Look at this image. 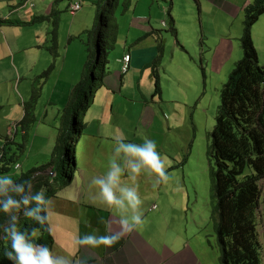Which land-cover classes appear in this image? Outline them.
<instances>
[{
    "label": "rangeland",
    "instance_id": "374dc122",
    "mask_svg": "<svg viewBox=\"0 0 264 264\" xmlns=\"http://www.w3.org/2000/svg\"><path fill=\"white\" fill-rule=\"evenodd\" d=\"M69 1L53 0L54 8H59L58 17L60 15L61 21L58 22V26L61 35L63 33L65 35L68 34L71 21L74 19L72 12L67 8ZM136 1L118 0L117 2L110 23L114 21L119 26L120 35L117 39V44L114 42V48L111 38H108V59L111 58L114 50H116L114 54L116 52L123 53L125 47L122 41L129 29L128 20L135 11ZM229 1L232 2V0ZM4 2L6 4V0ZM33 2L37 3L38 0H28L31 5H33ZM190 5L191 14L187 17L191 22L185 21L182 27L181 23H177L179 27L177 38L184 45V50L181 52L177 51V57L175 58L181 60L184 65L183 71L186 73L182 77L183 83L178 84L175 76H168L166 81L162 79V107L159 108L157 106L155 109L156 116H161L165 124L162 131L159 129L155 115L152 117L150 126L146 128V131L141 129L139 124L143 122L141 120L139 122V117L136 113L138 111L132 108L130 102L129 104L119 102L120 104L113 111H100L101 107L98 104L97 95L94 103H91L92 110L85 111L83 120L87 123L89 122V125L100 123L101 131L96 135L84 132L82 137L77 139L76 132L72 129L70 132L72 138L71 146H73L72 149L76 148L79 166L83 167L85 157L92 155L94 157L92 163L103 173H106L109 168V161L112 157L116 138H123L125 142L136 144H142L144 139L147 138L155 142L158 153H161V147H163V151L168 152L173 158L171 159L173 166L168 167L169 175L173 177V180L171 183L169 182V185L168 182L163 184L164 186L168 185L170 190L165 193L162 202H159L163 192L160 198L157 193L161 185L154 188L147 176L141 175L138 177L135 184L138 187L142 201L141 211L143 212L145 225L141 232L140 230L137 231L147 236L155 247H159L162 243L174 248L182 247L183 245L187 246L196 258V264H221L211 214L214 200L211 194L212 181L208 162L209 132L215 124V116L220 102L219 90L227 81L235 62L242 57V49L238 39L242 33L243 14L231 20L224 12L213 8L209 3L203 5L201 14L197 3L195 4L194 2V7L192 4ZM95 7L96 4L94 3L82 5L83 15L76 16L72 26L74 28L79 27L82 20L87 18L84 25L85 29L80 35L76 34L77 36L71 38L69 41L70 45L84 46L85 43V46H87V40L90 35L89 30L94 21ZM4 9L6 10V7ZM4 9L0 8V11ZM138 11L139 9L135 12ZM162 15L161 32L163 36H166L164 41L165 51L166 55L170 57L171 49L175 48V34L170 28L171 23H169L167 14L162 13ZM259 17L260 19L252 26L255 32L252 39L255 42L254 45L258 52L259 62L263 64L264 13ZM165 20H168V24L165 23ZM112 25L109 30L110 34ZM220 37L230 41L232 47L229 52L220 51L216 53L217 59H213L214 46ZM60 39L61 37L59 36L57 38L58 44ZM67 43L66 37L62 44L66 45ZM71 55L74 56L73 46L70 48L68 57H71ZM201 64L204 67L205 76L201 70ZM165 65L166 63L163 60L161 66L164 67ZM100 71L101 69L99 68L98 76H100ZM124 81L123 93L116 94V100L119 98L124 100L131 98L129 90L132 79H130L129 75H126L124 76ZM15 85L17 84H13V87L6 85L7 96L11 101H13L12 98L15 95L20 98ZM127 87H129V90H127ZM20 89H22L21 85L19 86ZM38 102V106L43 108L46 100L39 98ZM12 105L6 106L8 111H0V153L5 141L12 140L5 147H7L9 152H15L16 161L20 165L18 169H15L13 167L14 163H12L10 172L3 175L10 177L17 176L21 171H26L33 166H39L51 160L66 111V109H62L63 105H60L61 108L58 106L59 111H51L52 105L49 106V111H34L32 109L33 121L25 125V134H23L20 125L16 126L14 121L22 118L24 108L23 111H9L8 107ZM160 141L163 142L161 146ZM21 143L25 145L22 149L20 147ZM56 162L59 163L57 159L53 160L55 167H57ZM65 166V163L63 166L60 165L57 168L56 176L54 173L51 176L56 177L58 180L62 178L63 167ZM54 169L56 170V168ZM48 171L49 168L47 167L41 173L47 174ZM123 178L127 179L126 183H132L128 179L127 174ZM77 182H79V177H77ZM153 203L155 204V209H149ZM162 211L165 212L164 217L160 216ZM259 232L262 245L261 261L264 264L263 215H261Z\"/></svg>",
    "mask_w": 264,
    "mask_h": 264
},
{
    "label": "crops",
    "instance_id": "0c3cea01",
    "mask_svg": "<svg viewBox=\"0 0 264 264\" xmlns=\"http://www.w3.org/2000/svg\"><path fill=\"white\" fill-rule=\"evenodd\" d=\"M34 1V0H33ZM99 0H70L67 8L70 10V5L73 3H80V8L71 14L73 21H71L68 29V34H60L58 22L61 17L57 16L55 25L56 46L55 49L50 50L53 25L49 20H40L31 22V19L37 16H45L50 14L54 8L53 0H38L33 5L28 3V0H0V8L6 10L0 11V20L3 22L0 25V111H23L24 102L30 101L32 95L37 92L34 111H49V106L52 105L51 111H59L60 105L62 109L68 107V103L76 92L77 86L82 81L83 71L86 63L91 57L92 39L91 34L87 40V46L70 45L71 38L80 35L85 29L86 19L82 20L79 27H73L72 24L76 16L83 15L82 5L86 3L96 4ZM251 0H137L135 11L129 17V29L122 41L124 45L123 53L116 52L111 54L108 59L106 53V62L103 66L102 84L95 90L92 102L88 105L86 111H91V103H94L98 95L100 104V111H113L117 106L122 104H131L138 112L139 122L141 120L140 128L145 129L150 126L152 117L155 115L157 106L162 107L163 101V87L162 79L167 80L168 76H175L178 84L183 83L182 77L186 72L183 71L184 65L181 60L176 59L177 51L184 50V45L179 42V27L185 21L191 22L188 15L191 14V5L194 7L197 3L199 12L203 11V5L209 3L213 8L225 13V15L234 20L243 14V9L250 3ZM182 5V6H181ZM57 6V5H56ZM163 11V12H162ZM167 14L171 27H175L174 46L170 51V57L166 55L164 41L166 36L161 32L163 15ZM59 14V13H58ZM96 15V7H95ZM94 15V20H95ZM263 15V13H262ZM260 15V16H262ZM260 17L258 18V20ZM264 22V19H263ZM94 23V21H93ZM92 23V25H93ZM168 24V20H165ZM203 25V22H202ZM166 26V25H165ZM57 27V28H56ZM92 27V26H91ZM74 29V30H73ZM197 29V28H196ZM58 30V31H57ZM88 30V29H87ZM196 31V30H195ZM240 33V32H239ZM252 37L255 35L251 29ZM119 26L115 31V43L119 38ZM61 37L58 44V37ZM67 37L68 43L63 45ZM161 42L163 49L159 53L158 44ZM114 43V44H115ZM255 44V42L253 41ZM113 44V48L115 45ZM117 44V43H116ZM119 44V43H118ZM231 45V46H230ZM73 46L74 57H68L70 48ZM232 47L230 41L224 37H220L214 46L213 59H217L216 53L220 51L229 52ZM125 53L130 54L128 69L121 72L122 57ZM74 57V58H73ZM159 57V59H158ZM73 58V59H72ZM68 59V61H67ZM259 59V58H258ZM157 63V70L160 75V93L156 94L153 84V68L154 62ZM164 60L166 65L161 66ZM111 64V67H110ZM169 64V65H168ZM264 64V63H263ZM105 71V72H104ZM119 73H121L119 75ZM130 76L129 95L131 98L117 99L116 94H122L125 81L124 76ZM205 76V71H204ZM15 85L16 91L20 98L15 95L11 99L7 96L6 85ZM167 84V83H166ZM22 89L19 90V86ZM158 95V97H157ZM46 100L44 107L38 106L39 98ZM120 102V103H119ZM55 105H57L55 107ZM121 110V108H120ZM119 110V111H120ZM68 111V110H66ZM20 118L16 121L17 123ZM100 123L90 124L86 122V126L82 134L89 133L96 135L101 131ZM157 124L160 131L165 124L161 116L157 117ZM63 125V124H62ZM168 127V125H167ZM79 135L77 139L82 137ZM59 137V136H58ZM160 146L162 141L159 142ZM74 149V173L70 184L57 188L55 193L49 197L50 210L47 213V221L50 227V232L54 243L51 249L54 255L67 256L72 264H196V258L190 252L187 246L183 245L176 248L167 246L162 243L159 247H155L147 236H144L138 231L121 238L112 247L100 246L91 248L87 246H78V237H83L85 234L108 235L111 231L116 229L117 217L114 213L103 206L98 205L93 196L98 191L96 186L92 184L93 178L104 175L105 173L99 171L92 163L93 156L85 157L84 166H79L78 155L76 148ZM161 156L166 159L167 172L168 167H172L171 155L163 151L161 147ZM92 152V151H91ZM52 157V156H51ZM50 161V160H49ZM48 163V162H46ZM45 164V162H44ZM42 165V164H41ZM79 166V167H78ZM50 170L54 168V164L48 166ZM78 170V171H77ZM44 171V170H43ZM77 171V172H76ZM78 173V174H77ZM51 175H54L51 173ZM77 177L79 182L76 183ZM169 182L173 177L169 175ZM122 183H126L127 179L121 177ZM168 185L161 184L157 193L160 198L159 202L163 200L165 193L170 190ZM152 206V207H151ZM149 207L155 209L153 203ZM161 217L165 216V212H161Z\"/></svg>",
    "mask_w": 264,
    "mask_h": 264
},
{
    "label": "trees",
    "instance_id": "16d2710c",
    "mask_svg": "<svg viewBox=\"0 0 264 264\" xmlns=\"http://www.w3.org/2000/svg\"><path fill=\"white\" fill-rule=\"evenodd\" d=\"M117 2L118 0H99L96 3L95 20L89 30L92 36L91 57L86 63L82 81L66 108L68 111H65L63 116V125L51 160L11 177L16 182L31 179L33 191L44 190L47 198L51 197L57 188H62L72 181L75 159L70 132L74 129L77 138L82 134L86 126L83 116L95 90L102 84L108 38H111V43L115 42L117 25L114 21L110 23V19ZM242 12L243 28L238 39L242 57L235 62L227 81L219 90L220 102L215 124L209 132L208 144L211 194L214 200L211 214L221 264H262L259 225L261 215L264 216V64L259 62L251 29L264 13V0H252ZM58 13L59 10H52L50 14L34 17L28 22L51 21L53 28L50 50L56 46L55 25ZM2 22L3 20H0V25ZM171 30L175 34V27H171ZM158 49L161 53V42ZM157 62L156 60L153 63L152 74L154 91L159 94ZM201 70L204 73L202 64ZM36 95L37 92L34 91L32 99L24 102L23 116L16 123V126L20 125L23 134L25 125L33 121L31 111L34 109ZM11 141L6 140L1 148L0 176L8 174L12 163L14 168L17 163L15 152H9L5 147ZM24 146V143H21V149ZM55 159L59 161L56 162L57 167L54 165L56 170L53 168L50 173H41L53 164ZM64 163L66 166L63 167L62 178L58 180L52 177L51 173L56 176L57 168ZM7 219V215L0 212V224L6 223ZM18 228L29 232L33 228L37 229L33 237L34 242L52 249L54 240L48 221L41 225L21 216ZM10 250V242L0 239V264H12L6 257V252Z\"/></svg>",
    "mask_w": 264,
    "mask_h": 264
},
{
    "label": "clouds",
    "instance_id": "9594fccd",
    "mask_svg": "<svg viewBox=\"0 0 264 264\" xmlns=\"http://www.w3.org/2000/svg\"><path fill=\"white\" fill-rule=\"evenodd\" d=\"M167 166L154 141L145 138L142 144H136L116 138L107 172L92 180L98 189L93 199L114 213L116 229L108 235L78 237V246L112 247L124 236L142 230L145 221L135 181L145 175L154 188L166 184L170 179ZM125 174L131 184L122 183L121 177ZM50 203L44 190L33 191L31 179L16 182L10 176H0V212L8 218L6 223L0 224V239L10 242L11 250L6 252V257L12 264H72L67 256L54 255L47 246L35 243L33 237L37 229L29 232L18 228L21 216L43 225L48 218Z\"/></svg>",
    "mask_w": 264,
    "mask_h": 264
},
{
    "label": "built area",
    "instance_id": "2783aa9c",
    "mask_svg": "<svg viewBox=\"0 0 264 264\" xmlns=\"http://www.w3.org/2000/svg\"><path fill=\"white\" fill-rule=\"evenodd\" d=\"M80 8V3H73L70 5V11L74 12L76 10H78ZM129 60H130V54L129 53H125L124 56L122 57V65H121V71H126L129 65ZM19 164L16 163L15 164V168L18 169L19 168Z\"/></svg>",
    "mask_w": 264,
    "mask_h": 264
},
{
    "label": "water",
    "instance_id": "95a60500",
    "mask_svg": "<svg viewBox=\"0 0 264 264\" xmlns=\"http://www.w3.org/2000/svg\"><path fill=\"white\" fill-rule=\"evenodd\" d=\"M74 165V164H73Z\"/></svg>",
    "mask_w": 264,
    "mask_h": 264
}]
</instances>
